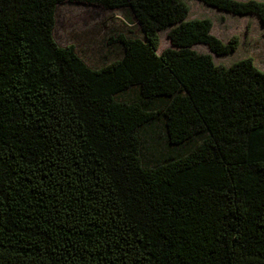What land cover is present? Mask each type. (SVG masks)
<instances>
[{"label":"trees","instance_id":"obj_1","mask_svg":"<svg viewBox=\"0 0 264 264\" xmlns=\"http://www.w3.org/2000/svg\"><path fill=\"white\" fill-rule=\"evenodd\" d=\"M200 1L264 25L262 1ZM64 2L123 10L114 58L56 41ZM188 14L0 0V264H264V70L216 63L238 37Z\"/></svg>","mask_w":264,"mask_h":264},{"label":"rangeland","instance_id":"obj_2","mask_svg":"<svg viewBox=\"0 0 264 264\" xmlns=\"http://www.w3.org/2000/svg\"><path fill=\"white\" fill-rule=\"evenodd\" d=\"M185 2L189 6L188 18H210L213 22L212 33L223 42H228L233 36L238 37V46L235 50L220 55L211 53L216 63L229 65L241 58L251 57L254 63L264 70V25L255 14H234L206 5L200 0ZM55 16L56 41L60 45H76L86 62L92 66L100 65L103 56L114 58V52L109 50H112L116 43L110 44V37H116L120 32L127 33L128 26L122 9L64 2L58 4ZM167 31L160 32L158 52L170 46ZM193 47L200 52H210L204 44Z\"/></svg>","mask_w":264,"mask_h":264}]
</instances>
